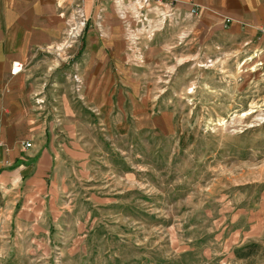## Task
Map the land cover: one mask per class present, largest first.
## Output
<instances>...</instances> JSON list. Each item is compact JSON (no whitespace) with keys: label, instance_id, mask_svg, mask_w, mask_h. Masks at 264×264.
<instances>
[{"label":"rangeland","instance_id":"obj_1","mask_svg":"<svg viewBox=\"0 0 264 264\" xmlns=\"http://www.w3.org/2000/svg\"><path fill=\"white\" fill-rule=\"evenodd\" d=\"M72 110L53 132L78 134V162L56 156L43 193L58 201L39 231L1 242L10 264H264L262 244L231 241L264 199L259 36H202L154 0H78Z\"/></svg>","mask_w":264,"mask_h":264},{"label":"crops","instance_id":"obj_2","mask_svg":"<svg viewBox=\"0 0 264 264\" xmlns=\"http://www.w3.org/2000/svg\"><path fill=\"white\" fill-rule=\"evenodd\" d=\"M174 2L181 14L192 15V8H198L197 29L202 36L219 31L250 39L259 36L264 42L260 32L264 0ZM92 7L85 6L90 16ZM97 7L99 14L102 7ZM14 61L25 65L16 75L11 74ZM70 62L72 68L65 69ZM77 106L78 0H0V264L13 261L11 248L2 243L33 235L48 206L53 212L58 198L52 189L44 195L43 181L53 169L57 179L56 156L63 161L65 154V161L78 162V134L53 132L59 123L67 129L78 123V112L72 110ZM54 110H66L65 115ZM26 141L32 142L27 149ZM242 222L231 241L264 246V199ZM240 260L247 258L243 255Z\"/></svg>","mask_w":264,"mask_h":264},{"label":"built area","instance_id":"obj_3","mask_svg":"<svg viewBox=\"0 0 264 264\" xmlns=\"http://www.w3.org/2000/svg\"><path fill=\"white\" fill-rule=\"evenodd\" d=\"M154 1L161 2V3H164L165 2V0H154ZM166 3L175 6L174 0H170V1L166 2ZM191 14L192 15H195V16H197L199 14V10H198V8L196 6L192 8ZM227 21H229V20H227ZM260 32L264 36V26H262L260 28ZM24 68H25V65H24L23 62H21V61H14L13 64H12V68H11V74L12 75L19 74V73H21L24 70ZM31 146H32V142L31 141H26L24 143V147L26 149L29 148V147H31ZM1 147H2V142H0V151H1ZM0 161H1V157H0Z\"/></svg>","mask_w":264,"mask_h":264}]
</instances>
